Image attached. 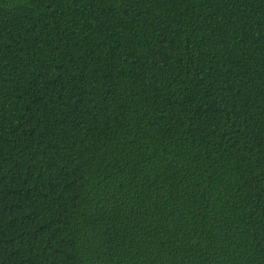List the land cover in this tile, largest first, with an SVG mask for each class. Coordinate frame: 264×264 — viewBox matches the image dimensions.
<instances>
[{
	"label": "trees",
	"instance_id": "trees-1",
	"mask_svg": "<svg viewBox=\"0 0 264 264\" xmlns=\"http://www.w3.org/2000/svg\"><path fill=\"white\" fill-rule=\"evenodd\" d=\"M0 264H264V0H0Z\"/></svg>",
	"mask_w": 264,
	"mask_h": 264
}]
</instances>
